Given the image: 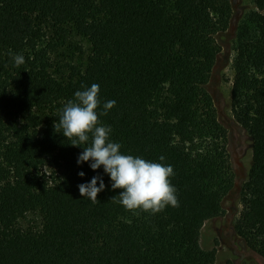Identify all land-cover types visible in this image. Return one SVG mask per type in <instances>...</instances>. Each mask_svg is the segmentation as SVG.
I'll return each mask as SVG.
<instances>
[{
    "label": "trees",
    "instance_id": "16d2710c",
    "mask_svg": "<svg viewBox=\"0 0 264 264\" xmlns=\"http://www.w3.org/2000/svg\"><path fill=\"white\" fill-rule=\"evenodd\" d=\"M251 1L231 64L230 107L252 141L235 229L264 259V0ZM231 15L230 0H0V264H213L201 230L221 213L233 174L207 83ZM47 29L85 38L87 64L55 71ZM92 84L97 113L116 102L99 119L121 153L173 167L179 207L125 210L103 166L77 164L87 145L72 146L54 124ZM93 176L105 184L98 203L78 189ZM28 214L40 225L23 228Z\"/></svg>",
    "mask_w": 264,
    "mask_h": 264
},
{
    "label": "rangeland",
    "instance_id": "374dc122",
    "mask_svg": "<svg viewBox=\"0 0 264 264\" xmlns=\"http://www.w3.org/2000/svg\"><path fill=\"white\" fill-rule=\"evenodd\" d=\"M232 15L228 29L217 36L220 52L207 83L220 122L226 128V150L233 184L221 201V213L212 220L206 221L200 235V245L205 250L215 249L213 264H264V259L250 249L237 234L235 226L244 209V185L251 163V138L234 119L230 107V90L233 80L231 67L235 54L236 32L252 8L251 0H230ZM45 43L56 45L52 54L55 71L68 73L69 65L84 67L91 52L90 43L71 31L64 40L56 36L53 30L47 29ZM23 228H36L40 225L38 217L28 214L20 221Z\"/></svg>",
    "mask_w": 264,
    "mask_h": 264
},
{
    "label": "clouds",
    "instance_id": "9594fccd",
    "mask_svg": "<svg viewBox=\"0 0 264 264\" xmlns=\"http://www.w3.org/2000/svg\"><path fill=\"white\" fill-rule=\"evenodd\" d=\"M12 59L16 67L25 63L20 54L12 55ZM99 91L98 84L76 91L74 99L67 101L60 111L58 122L54 124L55 131L70 140L72 146L87 145L82 147L77 164L91 161L89 167L94 171L103 166L104 173L110 178L111 188L121 190L118 199L114 196L111 201L122 205L125 210L154 215L164 211L167 206L179 207L176 189L169 179L175 174L171 165L122 154L121 144L109 139L111 126L103 125L99 116L107 115L116 102H105L103 111L97 113L100 107ZM159 160L163 161L164 157L161 156ZM78 175L83 177L85 174L79 172ZM104 188L100 176H93L90 182L78 185L80 196L87 197L93 203H98V193Z\"/></svg>",
    "mask_w": 264,
    "mask_h": 264
}]
</instances>
